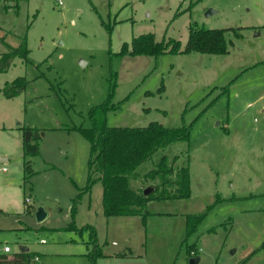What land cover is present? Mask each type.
I'll use <instances>...</instances> for the list:
<instances>
[{
  "label": "rangeland",
  "instance_id": "374dc122",
  "mask_svg": "<svg viewBox=\"0 0 264 264\" xmlns=\"http://www.w3.org/2000/svg\"><path fill=\"white\" fill-rule=\"evenodd\" d=\"M190 26L227 30L228 52L118 54L145 34L183 49ZM0 37L29 50L0 71V88L27 80L14 97L0 91V252L23 246L40 264H92L89 230L64 229L75 202L76 226H94L104 254L94 264H264V0H0ZM111 82L121 107L108 125L189 126L188 141L157 149L129 177L133 188L158 184L144 174L162 156L189 166L190 195L150 200L144 221L105 216L100 181L84 191L90 146L79 128ZM23 127L35 129L36 155L23 154ZM204 213L187 232V215Z\"/></svg>",
  "mask_w": 264,
  "mask_h": 264
},
{
  "label": "trees",
  "instance_id": "16d2710c",
  "mask_svg": "<svg viewBox=\"0 0 264 264\" xmlns=\"http://www.w3.org/2000/svg\"><path fill=\"white\" fill-rule=\"evenodd\" d=\"M224 29H204L189 27L188 38L183 49L180 42L174 39L167 41H156L153 34L133 37L129 43H124L119 55H151L159 56L165 52L169 53H191L220 55L228 52ZM0 42L6 48L0 56V71H4L10 65L11 60L19 56L27 60L29 50L26 40L22 39L17 47L10 46L4 37ZM27 80L19 76L11 82L5 83L0 88L3 96L7 98L18 95L25 89ZM115 82H111L108 97L100 104L89 110L91 125L79 128L83 137L89 142L88 159V182L84 191H89L95 181H100L102 186V210L107 217L110 216H133L139 215L145 220L147 203L152 200L184 198L190 195L189 166L184 165L174 169L173 164L176 157L170 160L162 156L156 167L144 174L145 179L159 178L158 184L152 186L153 191L143 194V188H133L129 177L135 176V169L147 160L157 149L170 143L189 140V126L176 127L165 126L157 121H151L144 126H110L106 121L109 111L117 110L121 104H114L111 100L115 88ZM122 103V102H121ZM34 128L23 127L22 150L24 156H33L38 153L36 139L33 138ZM24 169L28 176L33 173L30 160H25ZM75 202L70 214L71 221L64 227L82 233L89 230L91 242L94 246L89 253L92 264L97 257L104 256L97 245L96 230L94 226L85 224L80 228L74 221ZM204 214L196 216L187 215V232L194 229L189 228L193 218L200 220ZM193 246L188 248L189 252ZM40 254L36 251L0 252V264H33ZM193 257V256H191Z\"/></svg>",
  "mask_w": 264,
  "mask_h": 264
},
{
  "label": "water",
  "instance_id": "95a60500",
  "mask_svg": "<svg viewBox=\"0 0 264 264\" xmlns=\"http://www.w3.org/2000/svg\"><path fill=\"white\" fill-rule=\"evenodd\" d=\"M211 13V11H209L207 13V16H209ZM36 136H33V138L35 139ZM153 191V187L152 186H148L146 188H144L143 190V194L144 195H148ZM36 218L37 220L41 221L43 220L46 216L47 213L45 212L44 208L42 206L37 207L36 212H35ZM19 250L22 251H28V248L21 246ZM199 261V257H190L189 259V263L190 264H196ZM33 264H40L38 261H35Z\"/></svg>",
  "mask_w": 264,
  "mask_h": 264
},
{
  "label": "built area",
  "instance_id": "2783aa9c",
  "mask_svg": "<svg viewBox=\"0 0 264 264\" xmlns=\"http://www.w3.org/2000/svg\"><path fill=\"white\" fill-rule=\"evenodd\" d=\"M56 2H57V4L60 6L61 5V0H56ZM0 171H2V172H5V171H7V167L6 166H1L0 167ZM27 201H28V199H27ZM3 251L4 252H10L11 251V248H10V246L9 245H7V244H5L4 246H3Z\"/></svg>",
  "mask_w": 264,
  "mask_h": 264
},
{
  "label": "crops",
  "instance_id": "0c3cea01",
  "mask_svg": "<svg viewBox=\"0 0 264 264\" xmlns=\"http://www.w3.org/2000/svg\"><path fill=\"white\" fill-rule=\"evenodd\" d=\"M0 158H1V161L4 162V163H6L7 160H8L6 157H4V158L0 157ZM102 212H103V210H102ZM90 225H91V224H90ZM121 254H122V255H126V252L123 251V252H121ZM103 255H104V254H103ZM35 261H36V259L34 260V262H35Z\"/></svg>",
  "mask_w": 264,
  "mask_h": 264
}]
</instances>
